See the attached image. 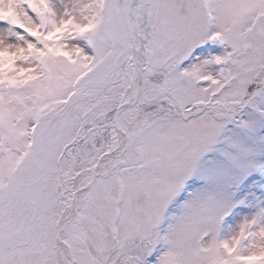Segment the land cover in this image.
<instances>
[{
  "label": "snow or ice",
  "instance_id": "obj_1",
  "mask_svg": "<svg viewBox=\"0 0 264 264\" xmlns=\"http://www.w3.org/2000/svg\"><path fill=\"white\" fill-rule=\"evenodd\" d=\"M0 264H264V0H0Z\"/></svg>",
  "mask_w": 264,
  "mask_h": 264
}]
</instances>
